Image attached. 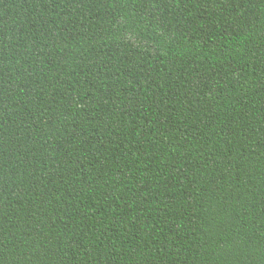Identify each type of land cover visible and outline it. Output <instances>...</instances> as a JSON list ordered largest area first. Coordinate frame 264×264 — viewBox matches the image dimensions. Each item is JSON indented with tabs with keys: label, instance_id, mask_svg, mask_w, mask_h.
<instances>
[{
	"label": "trees",
	"instance_id": "obj_1",
	"mask_svg": "<svg viewBox=\"0 0 264 264\" xmlns=\"http://www.w3.org/2000/svg\"><path fill=\"white\" fill-rule=\"evenodd\" d=\"M0 264H264V0H0Z\"/></svg>",
	"mask_w": 264,
	"mask_h": 264
}]
</instances>
